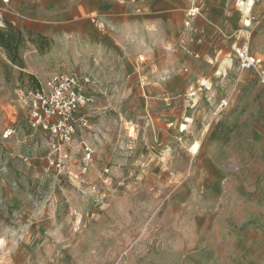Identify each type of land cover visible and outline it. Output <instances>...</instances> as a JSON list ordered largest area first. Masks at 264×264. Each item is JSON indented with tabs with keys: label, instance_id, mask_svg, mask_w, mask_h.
Wrapping results in <instances>:
<instances>
[{
	"label": "rangeland",
	"instance_id": "obj_1",
	"mask_svg": "<svg viewBox=\"0 0 264 264\" xmlns=\"http://www.w3.org/2000/svg\"><path fill=\"white\" fill-rule=\"evenodd\" d=\"M40 2L0 0V32L5 33L0 38V264H264V256L236 261V246L233 254L226 253V246L208 236L201 221L191 222L180 192L190 174L184 147L195 139L215 144L221 155H242L245 165L253 155L264 164V130L256 124L264 125V100L255 72L242 70L236 60L229 71H204L212 81L201 90L193 88L195 105L184 116L183 100L173 105L172 113L164 105H152L148 113L147 98L133 92L138 87L126 75L131 67L124 66V79H96L80 68L73 50L66 52L70 40L43 36L42 18L39 26L23 18ZM245 2L249 45L257 53L264 47L259 40L264 0ZM69 53L68 61L64 58ZM47 54L52 63L45 67L46 77L38 73L31 80V65ZM161 58L156 54L149 65H159ZM179 67H170L164 79L183 78L185 69ZM63 71L90 77V102L83 112L91 127L80 128L62 145L70 159L58 174L49 164L50 137L30 126L28 97L36 80L44 82ZM176 92L173 88L172 95ZM187 115H193L191 126L178 133ZM170 118L178 119V125L167 130ZM151 121L154 140L146 128ZM204 121L210 122L205 135ZM8 128L14 134L5 137ZM81 142L93 150L82 176ZM194 175H200L198 169ZM260 181L245 183L247 189L258 183L251 200L264 207V179ZM244 197L250 200L248 194Z\"/></svg>",
	"mask_w": 264,
	"mask_h": 264
},
{
	"label": "crops",
	"instance_id": "obj_2",
	"mask_svg": "<svg viewBox=\"0 0 264 264\" xmlns=\"http://www.w3.org/2000/svg\"><path fill=\"white\" fill-rule=\"evenodd\" d=\"M189 5L190 0H43L28 18L27 15L23 18L38 26L42 18L43 36L70 40L66 52L73 50L72 53L79 57L80 68L96 79H124V66L131 67L126 75L138 87L133 92L147 98L145 109L148 113L152 112V105L168 106L172 113L173 105L181 100L185 101L181 110L184 116L188 106L195 105L193 88L201 90L206 81H212L204 71H229L236 60L235 47L249 45L251 36L244 9L249 3L245 0H204L203 13L185 28V9ZM29 24L26 27L32 28ZM99 24L104 27L100 28ZM105 24L110 29H105ZM259 40L263 45L264 31ZM166 48L169 50L165 51ZM256 50L257 53L253 49L251 52L261 55L264 62V47ZM70 53L64 59L71 60ZM32 54L37 60L36 49ZM156 54L162 56L159 65H149V59ZM50 55L42 56L40 63L31 65L27 73L46 77L45 67L49 68L52 63ZM176 65L185 69L183 78L166 81L164 74ZM201 75L203 80L200 81ZM173 88L178 89L176 95H172ZM260 95L264 100L262 87ZM263 113L264 103L262 117ZM212 115L214 119L216 114ZM192 118L193 115H187L178 133L184 134L186 127L190 128ZM177 121L170 118L167 130L178 125ZM256 124L264 130L263 124ZM209 126L210 122L204 121L201 134L205 135ZM146 128L149 138L154 140L153 121L146 123ZM132 130L135 131L134 125ZM194 144L197 147L192 150ZM215 147L202 139L190 141L184 147L190 174L180 192L187 212L194 225L201 221L208 236L214 241L219 239L220 244L226 246V253L233 254L236 246L237 256L233 257L236 261H244L246 256L257 259L264 256V207H260L258 200H251L257 194L258 183L247 189L245 182L257 178L263 181L264 164L253 155L245 165L242 155L227 157L219 154ZM197 169L198 177L194 175ZM245 193L250 200L244 197Z\"/></svg>",
	"mask_w": 264,
	"mask_h": 264
},
{
	"label": "built area",
	"instance_id": "obj_3",
	"mask_svg": "<svg viewBox=\"0 0 264 264\" xmlns=\"http://www.w3.org/2000/svg\"><path fill=\"white\" fill-rule=\"evenodd\" d=\"M204 0H190L185 9L184 27L189 28L193 20L200 16ZM139 11V8H136ZM104 27V24H99ZM234 58L242 70L254 71L260 86L264 90V62L263 59L251 52L246 43L235 47ZM91 79L87 75H77L63 71L39 82V88L29 93L28 110L30 126L39 129L51 139L50 150L52 157L49 164L60 174L69 165L67 150L62 145L70 142L80 128L91 127L83 109L90 102L87 88ZM14 134L13 128H8L4 134L9 137ZM80 175H85L92 160L93 150L90 145L81 142Z\"/></svg>",
	"mask_w": 264,
	"mask_h": 264
},
{
	"label": "trees",
	"instance_id": "obj_4",
	"mask_svg": "<svg viewBox=\"0 0 264 264\" xmlns=\"http://www.w3.org/2000/svg\"><path fill=\"white\" fill-rule=\"evenodd\" d=\"M6 25L11 26V24L9 22H7ZM4 35H5L4 30H2L0 32V38H1V40L3 39ZM29 75H30L31 80H35L36 79L34 75H32V74H29ZM38 88H39V82L36 80V86H35V89L34 90H36Z\"/></svg>",
	"mask_w": 264,
	"mask_h": 264
},
{
	"label": "bare ground",
	"instance_id": "obj_5",
	"mask_svg": "<svg viewBox=\"0 0 264 264\" xmlns=\"http://www.w3.org/2000/svg\"><path fill=\"white\" fill-rule=\"evenodd\" d=\"M196 147H197V144H194V145L192 146V150H195Z\"/></svg>",
	"mask_w": 264,
	"mask_h": 264
}]
</instances>
